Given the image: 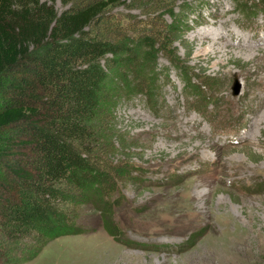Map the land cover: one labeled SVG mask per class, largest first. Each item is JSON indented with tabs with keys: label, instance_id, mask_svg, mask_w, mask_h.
<instances>
[{
	"label": "rangeland",
	"instance_id": "1",
	"mask_svg": "<svg viewBox=\"0 0 264 264\" xmlns=\"http://www.w3.org/2000/svg\"><path fill=\"white\" fill-rule=\"evenodd\" d=\"M155 1L148 12V0H121L90 29L161 49L142 77L123 70L138 94L120 91L114 137L93 157L110 179V215L77 195L62 208L86 233L24 264H264V189L251 188L264 182V0ZM185 73L209 105L184 92ZM2 248L0 264H12Z\"/></svg>",
	"mask_w": 264,
	"mask_h": 264
},
{
	"label": "trees",
	"instance_id": "2",
	"mask_svg": "<svg viewBox=\"0 0 264 264\" xmlns=\"http://www.w3.org/2000/svg\"><path fill=\"white\" fill-rule=\"evenodd\" d=\"M119 1L0 0V248L14 249L12 264L32 261L61 237L86 233L62 208L77 195L110 215L103 188L110 179L93 157L114 137L108 119L120 91L138 94L123 70L134 66L140 78L161 51L155 38L133 43L91 33ZM56 2L68 8L58 13ZM160 6L143 4L148 12ZM183 76L184 92L209 105L193 78ZM251 188L260 192L264 182ZM106 228L117 234L116 226Z\"/></svg>",
	"mask_w": 264,
	"mask_h": 264
},
{
	"label": "water",
	"instance_id": "3",
	"mask_svg": "<svg viewBox=\"0 0 264 264\" xmlns=\"http://www.w3.org/2000/svg\"><path fill=\"white\" fill-rule=\"evenodd\" d=\"M237 85V84H236ZM235 85V86H236ZM239 92V86L237 85L235 89H233V95L236 96Z\"/></svg>",
	"mask_w": 264,
	"mask_h": 264
},
{
	"label": "bare ground",
	"instance_id": "4",
	"mask_svg": "<svg viewBox=\"0 0 264 264\" xmlns=\"http://www.w3.org/2000/svg\"><path fill=\"white\" fill-rule=\"evenodd\" d=\"M231 36V35H230ZM218 38H223L222 36H221V34L218 36ZM206 41L208 40L209 41V38L207 37V39H205ZM214 41L213 42H215L216 40H215V38L213 39ZM216 43V42H215Z\"/></svg>",
	"mask_w": 264,
	"mask_h": 264
}]
</instances>
